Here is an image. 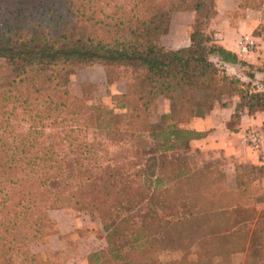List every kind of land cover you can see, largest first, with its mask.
<instances>
[{
	"label": "trees",
	"instance_id": "obj_1",
	"mask_svg": "<svg viewBox=\"0 0 264 264\" xmlns=\"http://www.w3.org/2000/svg\"><path fill=\"white\" fill-rule=\"evenodd\" d=\"M240 1L246 9L248 0ZM176 11H193L196 19L191 45L170 50L161 38ZM215 15V0H0V264H64L61 251L31 254L23 263L16 254L35 238L45 244L59 237L54 213L85 208L98 214L106 235L88 264H161L145 260L166 248L167 222L156 207L171 216L183 208L192 222L174 249L188 251L183 246L192 241L208 264H233L244 252L246 264H264V217L256 218L254 199L264 191V168H253L247 184L237 172L236 189L227 190L224 174L193 171L171 154L205 136L175 119L203 118L224 95L238 96L250 114L264 110V91L226 70L253 65L206 32ZM95 62L137 73L121 101L136 112L133 132L119 129L113 110L70 95L68 76ZM160 98L171 111L152 124ZM147 136L157 142L153 149ZM145 202L154 209L138 223L132 212Z\"/></svg>",
	"mask_w": 264,
	"mask_h": 264
},
{
	"label": "rangeland",
	"instance_id": "obj_2",
	"mask_svg": "<svg viewBox=\"0 0 264 264\" xmlns=\"http://www.w3.org/2000/svg\"><path fill=\"white\" fill-rule=\"evenodd\" d=\"M247 8L254 10H259L262 15L263 23L260 25L256 31L257 35H260V41H257L258 47L254 50L255 56L253 57L259 59L258 64H254L252 68L242 67V66H231L227 67L226 70L228 74L232 77H239L244 82L252 83V86L257 88L259 91H264L262 86V81L264 80L263 75L259 70L264 69V0H248ZM246 8V9H247ZM241 13L236 14L238 17ZM3 61H0V65ZM248 74H253L255 78L253 81L247 76ZM137 73L134 72L133 68L130 66H105L101 62H95L94 64L88 66H82L79 69L73 71L69 80V91L73 98L83 99L86 105L90 106H102V108L108 110H113L117 116L120 127L119 129L132 131L135 129L136 124V112L130 111L128 109L121 108L122 95L127 92L128 87L133 86L138 80ZM236 102L238 104V112L240 109L239 103L240 98L238 96L224 95L220 103H216L214 107L225 104L228 107L230 104ZM212 108V109H213ZM211 109V110H212ZM171 111V104L169 100L164 98L158 99L155 107H153L152 114L150 115L149 122L156 124L163 114H168ZM236 114V115H235ZM232 119V125L238 122L235 113ZM195 117L182 116L176 120V124L180 128H187V124ZM170 121V120H169ZM115 123V120H113ZM134 124V125H133ZM138 129H143V126H138ZM250 129H260L264 131V127H255ZM191 130V129H190ZM93 137V134L90 136ZM101 137V134L97 137ZM134 144L135 139H131ZM147 146L153 149L157 142L151 141L147 136ZM242 147L246 149V145L242 142ZM113 151H117L118 147L113 146L111 148ZM245 152V151H244ZM242 151L239 156L246 157ZM173 157L185 158L189 162V167L193 171L201 170L204 167H209V172L213 178L219 176V174H224L226 180L227 190H235L237 187V174L239 172L241 179H243L244 184H247L251 180V171L253 168H260L251 162L237 161L234 166H231L228 159L223 156H219L217 151H202L200 149L193 150L191 144L189 149L181 151V153H171ZM238 156V157H239ZM242 166V167H241ZM241 167V170H240ZM264 168V167H263ZM236 169L237 171H233ZM247 182V183H246ZM264 187V179L262 180ZM182 199L187 196L180 195ZM255 203L257 207V219L262 216L264 217V191L255 196ZM169 203V201H168ZM211 211L215 209L214 206H210ZM217 208V207H216ZM154 209L152 203L145 202L132 214H138L137 222L140 223V215L144 213H150ZM159 215H163L165 222H167L166 229L164 233L168 234L167 239L162 236L166 248L163 246L157 250L155 253L145 254V260L156 259L161 264H208L209 255L198 256L197 253L193 251L195 244L191 241L189 245L185 244L183 247H187V250H177L174 249L175 240L179 234H183V231L188 232L192 227V222L188 220V216L185 217V209H177L178 215L171 216L167 213L162 214L160 208H155ZM198 217V216H197ZM53 218L56 220L59 226V237L53 235L45 244L42 243L38 238H35L31 244L25 248L20 253L16 254V261L18 263H23L25 258L31 254H44L46 250L51 251H61L63 254L60 257L64 260V264H84V261L88 262V256L96 251L103 249L106 246L105 233L102 228V222L99 219L98 214L90 209H81L77 211H67L58 212L53 214ZM255 228V224H252L246 229V239L247 245L251 240V235ZM181 240L183 237H180ZM126 245V240H120L118 242V248ZM206 251V250H204ZM259 254L253 253L252 258L257 261ZM233 264H246L248 258L247 252L239 253L233 257Z\"/></svg>",
	"mask_w": 264,
	"mask_h": 264
},
{
	"label": "crops",
	"instance_id": "obj_3",
	"mask_svg": "<svg viewBox=\"0 0 264 264\" xmlns=\"http://www.w3.org/2000/svg\"><path fill=\"white\" fill-rule=\"evenodd\" d=\"M240 2V0H215L216 15L209 21L206 32L213 35L216 43L226 50L236 53L252 65L258 64L259 59L255 58L254 60L253 57L255 56L254 50L258 47L257 41H260V35H257L256 31L263 23L261 16H259L262 13L251 8L241 9ZM238 13L241 14L236 17ZM195 19L196 13L193 11L174 12L171 15L169 29L161 38L162 45L170 50L189 47ZM245 39L254 41L256 48L243 55L240 44ZM237 109L238 104L234 102L228 107H214L203 118L192 119L187 124V128L203 133L205 136L202 139L192 141L191 146L193 150L217 151L219 156L228 159L231 166H234L237 161H244L264 167V162L257 153L249 148L244 150L242 147L243 136L246 131L250 128L264 127V110L250 114L248 109H240L238 122L232 125V119ZM242 151H245L246 157L239 156ZM233 171L237 170L233 169ZM84 264H88L87 259Z\"/></svg>",
	"mask_w": 264,
	"mask_h": 264
},
{
	"label": "built area",
	"instance_id": "obj_4",
	"mask_svg": "<svg viewBox=\"0 0 264 264\" xmlns=\"http://www.w3.org/2000/svg\"><path fill=\"white\" fill-rule=\"evenodd\" d=\"M241 54L246 55L256 48V43L252 40L245 39L241 44ZM246 148L257 153L259 158L264 162V131L260 129H249L243 136Z\"/></svg>",
	"mask_w": 264,
	"mask_h": 264
}]
</instances>
